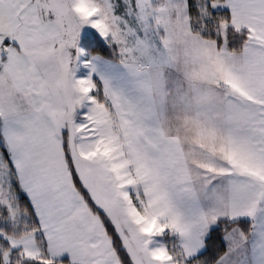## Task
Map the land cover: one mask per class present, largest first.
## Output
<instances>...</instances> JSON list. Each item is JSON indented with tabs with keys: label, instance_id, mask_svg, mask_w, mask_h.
<instances>
[{
	"label": "snow or ice",
	"instance_id": "snow-or-ice-1",
	"mask_svg": "<svg viewBox=\"0 0 264 264\" xmlns=\"http://www.w3.org/2000/svg\"><path fill=\"white\" fill-rule=\"evenodd\" d=\"M0 264H264V0H0Z\"/></svg>",
	"mask_w": 264,
	"mask_h": 264
}]
</instances>
